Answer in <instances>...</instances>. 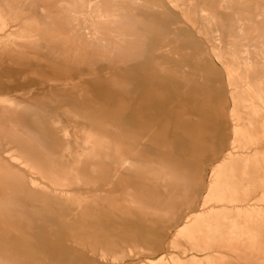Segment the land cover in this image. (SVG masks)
<instances>
[{"label": "rangeland", "instance_id": "rangeland-1", "mask_svg": "<svg viewBox=\"0 0 264 264\" xmlns=\"http://www.w3.org/2000/svg\"><path fill=\"white\" fill-rule=\"evenodd\" d=\"M133 1L0 0V264H264V0Z\"/></svg>", "mask_w": 264, "mask_h": 264}, {"label": "bare ground", "instance_id": "bare-ground-1", "mask_svg": "<svg viewBox=\"0 0 264 264\" xmlns=\"http://www.w3.org/2000/svg\"><path fill=\"white\" fill-rule=\"evenodd\" d=\"M76 1V3L79 5V4H81V3H84V5L85 6H87V7H92V5H93V2H92V0H75ZM132 2H134L133 0H131ZM68 10L71 12V13H74L75 12V9L74 8H68ZM123 16V15H122ZM108 22V21H107ZM112 23V22H111ZM101 26V25H100ZM154 85V84H153ZM52 88H55V87H52ZM0 102L1 103H7V104H9V105H12L13 104V99L9 96V97H6V96H3V97H1L0 98ZM12 126H13V130H14V132H15V134H21V135H29V136H31L30 135V131L27 129V128H25V127H21V125H20V127H18V126H16V124L15 123H13L12 124ZM41 148H43V147H41ZM0 149H1V147H0ZM45 149V148H44ZM45 151H47V150H45ZM46 153L47 152H45V157L46 156H52V155H50V152L48 153V155H46ZM52 154V153H51ZM53 157V156H52ZM47 158V157H46ZM49 158V157H48ZM0 163H1V160H0ZM3 165H4V163H3ZM2 166V165H1ZM0 166V167H1ZM6 166V165H5ZM3 167V166H2ZM69 167V166H68ZM5 169V168H4ZM0 171H1V168H0ZM2 171H3V169H2ZM68 171H69V169H68ZM70 171H71V169H70ZM72 173V172H71ZM71 173H70V175H71ZM76 175V174H75ZM73 176H74V173H73ZM75 177V176H74ZM192 178V177H191ZM78 181V180H77ZM132 198V197H131ZM133 201V200H132ZM70 222V221H69ZM201 262V261H200ZM199 263V262H198ZM155 264V263H154Z\"/></svg>", "mask_w": 264, "mask_h": 264}]
</instances>
